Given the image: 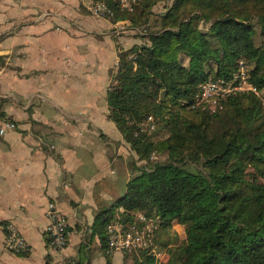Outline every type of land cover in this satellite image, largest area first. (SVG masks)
I'll list each match as a JSON object with an SVG mask.
<instances>
[{"label": "trees", "instance_id": "1", "mask_svg": "<svg viewBox=\"0 0 264 264\" xmlns=\"http://www.w3.org/2000/svg\"><path fill=\"white\" fill-rule=\"evenodd\" d=\"M93 1L142 39L119 45L108 90L109 116L135 157L124 196L97 219L103 248L123 207L125 223L143 213L157 226L125 264H264V0H141L133 11ZM241 61L254 89L214 112L194 107L202 82Z\"/></svg>", "mask_w": 264, "mask_h": 264}, {"label": "crops", "instance_id": "2", "mask_svg": "<svg viewBox=\"0 0 264 264\" xmlns=\"http://www.w3.org/2000/svg\"><path fill=\"white\" fill-rule=\"evenodd\" d=\"M92 2L0 0V127L16 123L0 134V264H125L103 248L96 222L132 177L135 154L109 116L108 90L119 45L142 39L130 19L93 14ZM51 200L69 230L60 251L46 233ZM9 224L25 255L7 249Z\"/></svg>", "mask_w": 264, "mask_h": 264}, {"label": "built area", "instance_id": "3", "mask_svg": "<svg viewBox=\"0 0 264 264\" xmlns=\"http://www.w3.org/2000/svg\"><path fill=\"white\" fill-rule=\"evenodd\" d=\"M139 1L141 0H118L120 7L127 11H133ZM89 9L93 14L103 16L109 11L106 4L101 1H93ZM248 79V65L241 61L238 69L228 77L211 78L202 82L196 94L194 107H201L206 110L208 107L210 112L216 111L232 93L254 89ZM15 127L14 121H7L0 127V134H4L7 130ZM122 211L124 208L120 207L116 218L107 226L108 250L125 253L150 245L153 242L154 230L157 227L154 220L149 219L143 213H138L135 221L125 223L119 215ZM46 217L48 220L46 233L50 247L54 250H63L69 242V230L65 218L53 200L47 204ZM6 247L17 254L29 250L26 239L13 224L8 226Z\"/></svg>", "mask_w": 264, "mask_h": 264}, {"label": "rangeland", "instance_id": "4", "mask_svg": "<svg viewBox=\"0 0 264 264\" xmlns=\"http://www.w3.org/2000/svg\"><path fill=\"white\" fill-rule=\"evenodd\" d=\"M171 0L168 1V3H170ZM157 11H163L164 9V6L163 4H159L156 8H155ZM201 108V107H199ZM203 111L207 112V113H210V109L207 107V110L206 109H203L201 108ZM172 232L175 233V234H178L180 237H184L185 234H184V229H183V226H180V225H175L172 229ZM167 239H169V236H165Z\"/></svg>", "mask_w": 264, "mask_h": 264}]
</instances>
